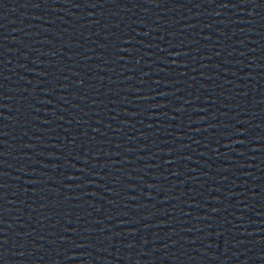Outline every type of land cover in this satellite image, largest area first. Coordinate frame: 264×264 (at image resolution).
Instances as JSON below:
<instances>
[{
  "label": "water",
  "instance_id": "obj_1",
  "mask_svg": "<svg viewBox=\"0 0 264 264\" xmlns=\"http://www.w3.org/2000/svg\"><path fill=\"white\" fill-rule=\"evenodd\" d=\"M0 264H264V0H0Z\"/></svg>",
  "mask_w": 264,
  "mask_h": 264
}]
</instances>
